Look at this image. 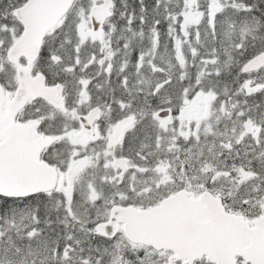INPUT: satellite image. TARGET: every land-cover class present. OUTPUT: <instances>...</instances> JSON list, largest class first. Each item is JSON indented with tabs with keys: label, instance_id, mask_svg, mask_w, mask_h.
<instances>
[{
	"label": "snow or ice",
	"instance_id": "6c2138e0",
	"mask_svg": "<svg viewBox=\"0 0 264 264\" xmlns=\"http://www.w3.org/2000/svg\"><path fill=\"white\" fill-rule=\"evenodd\" d=\"M264 264V0H0V264Z\"/></svg>",
	"mask_w": 264,
	"mask_h": 264
},
{
	"label": "water",
	"instance_id": "95a60500",
	"mask_svg": "<svg viewBox=\"0 0 264 264\" xmlns=\"http://www.w3.org/2000/svg\"><path fill=\"white\" fill-rule=\"evenodd\" d=\"M243 249L240 248H220L217 252V258L221 261H231L235 264L236 255L241 253Z\"/></svg>",
	"mask_w": 264,
	"mask_h": 264
}]
</instances>
